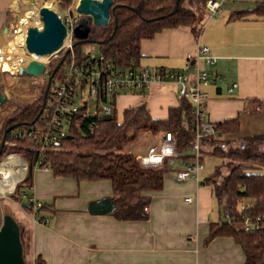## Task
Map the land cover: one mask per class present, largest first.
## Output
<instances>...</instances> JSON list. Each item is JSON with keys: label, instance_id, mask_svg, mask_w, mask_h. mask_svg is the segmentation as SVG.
I'll list each match as a JSON object with an SVG mask.
<instances>
[{"label": "crops", "instance_id": "1", "mask_svg": "<svg viewBox=\"0 0 264 264\" xmlns=\"http://www.w3.org/2000/svg\"><path fill=\"white\" fill-rule=\"evenodd\" d=\"M35 1L28 2L33 6ZM28 2L0 0V44L14 13L20 12ZM222 4L215 14L218 17L208 19L198 36L187 29H172L142 41L139 66L151 72H186L192 78L186 56L193 54L197 46L207 47L215 64L207 65L203 61L198 64L209 79L208 85L201 87L207 94L206 119L211 124H227L220 137L221 144L233 147L244 138L264 134V21L236 20L234 14L244 9ZM179 88L172 82L152 81L142 93L121 94L115 99L116 119L118 112L122 115L128 108L144 105L152 119L165 120L168 110L181 103ZM117 121L121 122L122 116ZM162 136L146 150L136 152L135 159L146 156L150 147L159 145ZM201 154L203 169L197 182H179L175 177L190 157L185 163L167 159L163 186L151 195L147 219L140 221H119L111 213L90 214V204L110 203L109 181L77 182L54 177L48 169H36L28 197L50 208L41 214L49 216L47 223L37 221L32 212L9 198L27 171L25 161L12 154L9 156L24 163L25 171L11 191L3 192L0 211L8 214L9 210L1 204L5 200L27 216L28 223L18 225L23 242L29 233L31 236L26 264H32L36 257L46 264H243L242 250L232 238L215 237L205 242L210 224L223 221L224 216L214 203L211 187L204 183L208 177L203 173L205 160H214L204 143ZM187 155L192 154L188 151ZM2 175L0 172V181ZM186 197L191 202H184ZM24 251L25 247L23 257Z\"/></svg>", "mask_w": 264, "mask_h": 264}, {"label": "trees", "instance_id": "2", "mask_svg": "<svg viewBox=\"0 0 264 264\" xmlns=\"http://www.w3.org/2000/svg\"><path fill=\"white\" fill-rule=\"evenodd\" d=\"M57 1L59 8L65 12L74 2ZM207 1L113 0L108 24L95 27L88 21L86 30L89 43L73 40L76 58L81 61L89 56L76 51L79 45L96 44L99 56L110 62L116 70L140 67L142 41L172 29H187L198 36L208 17ZM48 6L55 10L54 2L48 3ZM233 18L264 21V0L254 2L250 9L236 12ZM64 57L65 52H60L56 58H51L45 70L47 75H41L43 81L38 84V95L29 101L13 100L12 110L0 121V142L5 141L0 161L15 154L27 164L25 177L17 183L9 198L17 204H28L25 211L32 212L37 221L47 223L49 216L41 214L50 208L36 201L32 203L28 193L32 187L34 171L48 169L54 177L70 178L77 182L109 181L112 187L109 201L113 218L119 221L146 220L151 195L161 190L169 162L164 159L159 167H143L132 153H125L122 149L142 133L152 136L170 133L176 140V152L181 153L194 140L195 117L191 102L181 99L179 106L168 110L165 120L152 119L144 105L124 110L121 122L117 121L114 113L112 116H102L79 110L71 117L68 135L39 154L31 139H16L11 134L25 126L42 123V102L47 80L57 64L62 60L64 62ZM63 65L51 80L45 102L61 75ZM0 94H3L2 90ZM113 101L115 104V98ZM212 125L217 136L203 139L201 145L204 143L212 146V156L218 163L204 183L211 187L215 205L223 214L233 217L234 222L223 220L210 224L205 242L215 237H230L242 250L243 264H264V229L247 231L243 224L246 216L264 217V134L244 138L235 148L228 146V150H224L218 143L222 142L220 137L227 124ZM8 129L10 131L6 132ZM189 157L186 153L185 156L172 159V162L185 163ZM22 237L20 231V241L24 248ZM32 264L46 263L36 257Z\"/></svg>", "mask_w": 264, "mask_h": 264}, {"label": "built area", "instance_id": "3", "mask_svg": "<svg viewBox=\"0 0 264 264\" xmlns=\"http://www.w3.org/2000/svg\"><path fill=\"white\" fill-rule=\"evenodd\" d=\"M240 2L243 0H208L206 9L208 19L213 18L220 10L224 2ZM258 1V0H256ZM78 0H74L73 6L68 8L63 17H60L66 27V37L61 49L50 56L56 58L60 52H65L63 69L58 80L45 102L42 123L35 126H25L20 130L13 131L11 136L16 139H31L35 150L42 154L47 149L65 138L71 117L85 110L90 114L112 116L115 109L114 98L121 94H138L144 92L152 81L172 82L178 84L179 96L191 102L192 113L195 117L194 140L192 144L181 153L176 152V140L170 133H165L157 146L148 149L147 155L138 158L143 167L156 168L164 159H175L191 152L189 161L182 170L175 173L177 181L199 180V174L203 169L201 161V142L208 137L217 136L215 127L206 119L207 94L201 90L202 86L209 83L208 74L199 69V62L214 65L215 58L211 56L207 47L197 46L193 54L186 56L188 69L193 71V76L186 72H171L160 70L151 72L144 67H132L126 70H116L114 66L102 56L91 57L90 55L78 61L74 52L72 30L81 18L75 11ZM58 6V1H56ZM15 17L21 16L18 21L12 20L6 27L4 42L0 44V88L8 100L9 88L3 82V76L16 78L21 68L31 60H36L25 50L24 40L26 31L30 27L40 29L31 16L23 17L21 12H16ZM20 14V15H19ZM28 20L31 23L28 24ZM27 22V23H26ZM38 61V60H37ZM47 66L48 62H43ZM47 75V71L45 74ZM235 87V85L233 86ZM231 91V90H229ZM0 191V199L4 198ZM32 203L34 199H30ZM189 203V197L184 198ZM227 223H233L234 218L223 214ZM243 224L247 231L264 229V217H244Z\"/></svg>", "mask_w": 264, "mask_h": 264}, {"label": "water", "instance_id": "4", "mask_svg": "<svg viewBox=\"0 0 264 264\" xmlns=\"http://www.w3.org/2000/svg\"><path fill=\"white\" fill-rule=\"evenodd\" d=\"M113 0H78L76 13L81 17L72 30V37L79 43H89L87 39V22L92 26L105 27L109 22V10ZM89 18V20H87ZM34 20L40 24V29L30 27L26 31L24 40L25 50L28 54L37 57L52 56L57 53L66 37V27L60 17L46 7H38L35 10ZM63 60L54 68L47 80V86L43 95L42 110L45 106V99L51 84V80L56 71L61 66ZM46 66L43 62L31 60L26 67L21 68L19 75L38 77L45 74ZM6 97L0 94V106ZM15 128V126H13ZM11 129V128H10ZM8 129L6 132H9ZM5 141L0 142V155ZM20 207L28 208V204L21 203ZM110 207V208H109ZM89 212L93 215L111 213L112 205L106 202L92 203ZM0 264H26L23 257V247L20 241V229L18 224L10 215L2 216L0 213Z\"/></svg>", "mask_w": 264, "mask_h": 264}, {"label": "rangeland", "instance_id": "5", "mask_svg": "<svg viewBox=\"0 0 264 264\" xmlns=\"http://www.w3.org/2000/svg\"><path fill=\"white\" fill-rule=\"evenodd\" d=\"M44 1V2H43ZM38 0V2L36 3L35 1V5H33L32 7H45L50 9V10H54L49 8L48 3L54 2L55 3V10L54 12L58 15H60L61 17L64 16L65 11L61 10V8H59V6H57L56 1L57 0ZM21 3V0H19V4ZM30 3V2H28ZM44 3V5H43ZM254 3L251 2H247V1H241V2H225L222 4V6H227V5H231L233 7H239L240 9H250L253 7ZM22 6V4H21ZM23 7V6H22ZM16 13V12H15ZM14 13V15H16ZM22 13V12H21ZM20 15V14H19ZM21 16L15 17L14 20L18 21L19 18ZM214 17H218V16H214ZM87 20H89V18H87ZM207 19L204 21L203 25L206 23ZM27 23V22H26ZM31 23V20H28V24ZM76 51L79 54H84V55H90L91 57H98L100 54L99 48L96 44H83V45H79L78 48H76ZM51 60V57L47 58L46 61L43 62H49ZM17 79L13 78H9L7 76V74L5 76H3L4 80V84L6 86H8L9 88V93H8V101L6 104H4L3 107L0 108V121L3 120L4 118H6L8 116V114L10 113V111L12 110V103L13 100L14 101H29L31 99H34L38 93H39V87L38 84H40L43 81V77L42 76H38V77H29L26 75H17L16 76ZM0 90H2L3 92V88L1 87ZM121 112H118L117 114V119L121 121ZM159 136H152L149 133H142L139 135V137L132 143L127 144L126 146L123 147V152H130L133 155L136 152H142L144 150L147 149V147L152 144L155 143L154 141L157 140ZM224 142V141H223ZM220 148L224 149V150H228V145H226V147L223 146V144H221V142L218 143ZM232 144V143H231ZM237 145V142L233 144V147L235 148ZM204 148H206L207 150H209L210 152H212V146H210L209 144H204ZM12 155V154H10ZM9 156V155H8ZM4 159V158H3ZM2 159V160H3ZM1 160V161H2ZM0 161V162H1ZM216 163H218V161L216 160H205V167L203 170V173H205L207 176H210L213 171H214V167L216 165ZM224 172V171H223ZM1 180V177H0ZM1 204H3V207L5 208V210H9L8 214L6 212H1V215H10L14 221L21 226L23 222L28 223L27 220V216L23 214V212H21V210L17 209L14 206H11V204H9L7 201L2 200ZM28 232L29 228L27 229ZM31 243V236L29 233V237H26L24 240V247H25V251H24V258H25V262L28 261V256L30 255V244Z\"/></svg>", "mask_w": 264, "mask_h": 264}, {"label": "bare ground", "instance_id": "6", "mask_svg": "<svg viewBox=\"0 0 264 264\" xmlns=\"http://www.w3.org/2000/svg\"><path fill=\"white\" fill-rule=\"evenodd\" d=\"M24 1L27 3L30 0H24ZM36 9H37L36 7H32V5L28 3V5L24 6V8H22L20 12H22L23 17L31 16L34 18ZM36 24H38V22H36ZM33 58L40 62H43L46 61V59L49 58V56L37 57L33 55ZM24 171H25V165L21 160H19L14 156L6 157L0 164V172H3L2 175L3 181H0L1 192L11 191L14 185L23 176Z\"/></svg>", "mask_w": 264, "mask_h": 264}]
</instances>
